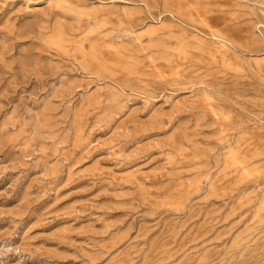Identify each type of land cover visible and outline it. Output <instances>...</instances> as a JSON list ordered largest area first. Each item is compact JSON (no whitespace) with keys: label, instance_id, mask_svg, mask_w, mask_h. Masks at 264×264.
<instances>
[{"label":"rangeland","instance_id":"obj_1","mask_svg":"<svg viewBox=\"0 0 264 264\" xmlns=\"http://www.w3.org/2000/svg\"><path fill=\"white\" fill-rule=\"evenodd\" d=\"M0 264H264V0H0Z\"/></svg>","mask_w":264,"mask_h":264}]
</instances>
